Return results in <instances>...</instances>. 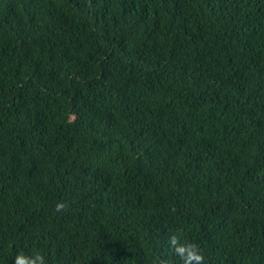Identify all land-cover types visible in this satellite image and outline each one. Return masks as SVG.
<instances>
[{"label":"trees","instance_id":"16d2710c","mask_svg":"<svg viewBox=\"0 0 264 264\" xmlns=\"http://www.w3.org/2000/svg\"><path fill=\"white\" fill-rule=\"evenodd\" d=\"M38 252L264 264V0H0V264Z\"/></svg>","mask_w":264,"mask_h":264},{"label":"clouds","instance_id":"9594fccd","mask_svg":"<svg viewBox=\"0 0 264 264\" xmlns=\"http://www.w3.org/2000/svg\"><path fill=\"white\" fill-rule=\"evenodd\" d=\"M64 207L63 203L57 204V210ZM200 260L203 259L202 256L198 257ZM16 264H47L46 257L42 253H36L34 257L28 258L24 257L22 253H18L16 256Z\"/></svg>","mask_w":264,"mask_h":264}]
</instances>
